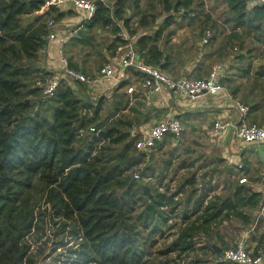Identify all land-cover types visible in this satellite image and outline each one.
Here are the masks:
<instances>
[{"label":"trees","instance_id":"1","mask_svg":"<svg viewBox=\"0 0 264 264\" xmlns=\"http://www.w3.org/2000/svg\"><path fill=\"white\" fill-rule=\"evenodd\" d=\"M46 1L0 0V264L41 263L49 238L40 245L28 237L40 228L47 232L43 225L53 218H57V230L51 233L52 251L45 257L58 248H67L71 255L63 260L68 264H202L209 260L204 255L214 258H210L213 264H238L221 258L223 247L216 249L212 232L226 219L249 225L261 193L240 183L228 195L203 192L190 205L192 193L184 201L177 199L182 186L171 191L169 184L141 182L127 173L146 155L137 152V137L122 127L124 119L115 117L120 108L114 106L103 117L102 101L93 103L79 92L81 86L76 89L63 80L53 96L44 97L41 85L33 79L52 74L36 64L49 41L44 37L49 31L45 17L58 20L66 13L56 5L45 7ZM94 1V15L83 23L80 36L70 39L72 44L89 45L96 28L112 31L115 46L122 27L136 35L134 15L127 14L132 1L141 13L142 27L156 24L158 15L167 12L153 32L136 35L141 56L163 69L169 58L160 44L164 32L178 12L194 11L196 2L159 0L160 12L142 13V0H114L112 4ZM226 2L234 12L229 17L234 21L233 36L242 34L239 29L244 28V33L264 48V4ZM202 5L203 1L197 3ZM35 12V17L25 23L24 17ZM245 54L238 58H246ZM71 64L79 67L73 60ZM239 68L241 74L250 73L251 60ZM254 70L256 78L264 77L263 63ZM77 83L88 88L83 82ZM253 108L255 105H249L248 115ZM92 125L96 129L90 131ZM166 175L162 172L160 180ZM193 178L189 180L194 182ZM43 199L50 213H37ZM182 202L181 224L174 239L153 250L158 245L157 235H168L176 226L177 221L169 220L177 216ZM72 238L77 240V247L69 246ZM259 241L264 243V232ZM62 254L56 255L53 264H59Z\"/></svg>","mask_w":264,"mask_h":264},{"label":"crops","instance_id":"2","mask_svg":"<svg viewBox=\"0 0 264 264\" xmlns=\"http://www.w3.org/2000/svg\"><path fill=\"white\" fill-rule=\"evenodd\" d=\"M60 9L66 11L65 15L61 19L57 20L60 30L80 25V11L67 6L61 7ZM190 14L191 12H178L175 15L174 22L170 24L164 32V36L161 39L160 44L162 48H164L169 53V58L165 60L168 62V64L164 66V68L177 75L180 73H191L204 76L208 74L212 65L215 63L213 60L219 57L221 51L224 50L223 47H216L215 50H212L213 42H210L211 44L204 45L202 44L200 37L198 44H196V49L193 47L188 48L190 49L189 52L194 54V56L191 58L188 56L181 57L182 61H179L176 60V54L172 51L174 50L173 45H175V43H170L172 40H175L176 37L174 34L179 29L178 27L183 26H178L180 25L179 19L182 18V16H184V18H193L194 15ZM166 15L167 14L158 15L156 24L147 26V28H145L147 29L146 31L153 32L157 27V23L162 21ZM99 29L101 30V28ZM104 29L109 35L113 36V38L110 40V43L105 44L106 40L96 41L94 34V38L89 45L82 46L81 44H72L70 41L67 42L65 45V53L69 59V63L71 64V60L77 62V66L79 67L76 68L84 71L83 69H86L88 66L85 65L86 61L88 60L86 56L89 55L92 58V53L95 52V55H97V57L102 60V64L106 59L111 57L115 49V34L108 28ZM215 40L216 39H214V41ZM75 46H79V53L83 51L82 55L84 58H79L76 56V54L74 56L72 47ZM42 50H47L49 53L50 59L48 66H51L52 71L54 72L59 69V43L54 40L48 41L47 48ZM241 59L245 58L243 57ZM254 62H256V59H253L251 62L252 68L255 65ZM233 63L234 61H232V64ZM229 71V74L226 75V78L224 79V83L228 87L229 91L232 92V95L235 98H239V96H241L246 100L248 105H255V108H253L250 112V119L252 118L258 123L264 125V86L262 89H260L258 86L260 79L264 77L256 78L254 74L255 70L252 71V69L250 70V73L241 74L240 71L238 73L235 65H233ZM138 76V72L133 70L129 73V76L118 85L103 81L99 87H95L96 90H100L101 92L99 99L102 101V114H104L103 117H106L108 114H110L114 106H118L120 109L114 115L116 118L121 117L124 119L122 127L128 130H136L147 129L159 117H162L168 113H175L182 117L186 124L185 126L191 125V120L195 119L200 124V128L207 130L209 135L213 134V119L215 122L216 119L238 118L236 112L233 111V109H235L232 105L233 103L228 98L226 93H221L220 95L205 94L199 99H189L188 97L178 93H169L165 91L163 93L155 94L150 100L145 97L143 91H135L133 94H130L127 91V85H129L132 81L136 82ZM249 79H251V81H249ZM96 99L98 98L96 97ZM202 116L212 117L211 124L204 122L201 119ZM197 122L193 124L198 125ZM216 138V143L222 147L221 154L218 157H215L214 161H212L214 162L213 164H216L217 169L209 173H203L202 175H200L198 172L193 173L190 176L184 177V179L180 181V186L183 187V191H188L189 187L192 185L196 186L194 188V192L192 193L190 205H192L203 192H208L209 195L213 196L228 195L231 194L235 190V186L240 183H246V185H249L253 190L258 191L259 193H261L264 189V143H243L236 139L230 131L223 132L219 138L217 136ZM195 160L196 159H193L190 164L194 165ZM167 162L170 163V165L168 163L167 164L171 166L172 160H168ZM223 163L227 166V169H218V167L223 165ZM239 163L243 164L242 167L238 166ZM164 172L167 174L165 178H168L170 174V167ZM241 176H246L247 181L241 182ZM192 177H194V182L189 180ZM208 183H210V185H207ZM256 209L252 211V215L254 214L253 221L248 227L243 229L242 234L250 229L253 225L255 221ZM246 211H248L247 208ZM227 221V219L224 220V222ZM257 224L259 227L264 228V215L260 217L255 225ZM243 225L246 226L245 224ZM215 243L220 250L221 245L219 242L215 241ZM261 245L264 247V243Z\"/></svg>","mask_w":264,"mask_h":264},{"label":"rangeland","instance_id":"3","mask_svg":"<svg viewBox=\"0 0 264 264\" xmlns=\"http://www.w3.org/2000/svg\"><path fill=\"white\" fill-rule=\"evenodd\" d=\"M109 3H114V0H106ZM203 1L202 7L197 6V3H200ZM153 5V7H151ZM162 10V5H160L159 0H142L140 2V8L139 11L142 13L147 12H160ZM138 8L135 7V5L130 1L129 7L127 10V14L134 15L132 20V27L138 29V33H142L146 31L147 27H142L139 25V19L141 16V13L137 12ZM38 12H35L34 14L26 15L24 17V22H28L32 20L35 15ZM162 14H167V12L162 11ZM206 13L210 14V18L206 17ZM194 15V17H186L182 16V18L179 19V23L182 27H178L179 29L176 31L174 36L176 37L175 40L171 41L170 43L174 42L175 45H173L172 50L176 54V60L182 61L181 57L188 56L191 58L194 56V54H191L188 48H195L196 44H198V40L201 37V35L204 33L206 29H211L213 31V37L210 39L208 44H212V50L216 49V47H223V51H221L219 57L215 58L213 62H221L225 65V75L229 74V69L235 65L236 70L240 71L241 65H246L249 60L256 59V62H254V66L252 68V71L256 69L257 65L259 63L264 64V48L262 46L258 47L257 41L254 40L251 35H248L244 33L246 30L244 28H240L239 31H243L242 34L233 36V30H234V21L231 20L229 17H232L234 15V12L231 10V8L228 6L226 0H196L195 2V10L191 11L190 15ZM50 18H54V16H47L45 17V20L48 21ZM176 25V24H175ZM177 27V25H176ZM240 33V32H239ZM96 41L100 40H106V43H110V40L113 38L112 35H109L107 31L104 28H96L93 32ZM115 38V36H114ZM214 39H216L214 41ZM211 42V43H210ZM206 44V45H208ZM205 45V44H204ZM47 48V47H46ZM197 48V47H196ZM195 48V49H196ZM79 46L72 47V51L74 52V56L76 54L79 58H84L82 55V52L79 53L78 51ZM246 52V58L241 59L238 58L239 54L242 52ZM96 53H92V58L88 55L86 58L88 60L86 61V70L87 74L94 75L97 70L101 67L102 60L95 55ZM249 58V59H248ZM49 53L47 50H41L38 60L36 61V64L44 67L46 69H49L52 71L51 66L49 65ZM194 59V58H193ZM232 61L234 63L232 64ZM212 62V63H213ZM187 63V62H185ZM45 65V66H44ZM53 67V66H52ZM167 72L174 74L170 72L169 70H166ZM55 72V71H54ZM53 73V71H52ZM182 74H191V73H182ZM181 73L179 75H182ZM195 75V74H191ZM43 76L37 75V77L33 78L38 81H44L47 77L42 78ZM226 77V76H224ZM251 81V79H249ZM81 86V87H80ZM258 86L260 89L264 86V78H261ZM80 87V89H78ZM75 88L79 90V92L85 96L89 97L91 101H96V97L99 99L100 96V90H96L95 87H84L80 85L79 83L75 84ZM84 91V92H81ZM91 96V97H90ZM239 99L245 103L246 100L239 96ZM248 104V103H247ZM233 111L236 112L238 116V111L233 109ZM104 115V114H103ZM250 119V115H248ZM182 119V117L180 116ZM222 118V117H221ZM201 119L211 124L212 117L210 116H202ZM183 121V119H182ZM191 125L184 126V133L179 138H173L172 135H169L163 142L158 143L156 147L151 151V156L149 158H145L144 161L136 164L133 166L131 170H129L127 173H131L134 176V173L136 172L138 167H143L145 169V173L141 176L139 181L147 182V183H156V184H169L171 187V191L178 188L181 184L180 181L184 179V177L190 176L193 173H200L202 175L203 173H209L213 170H216L217 166L216 164H213L215 157H218L221 154L222 147L216 143V136L209 135L207 130L204 128H200V124L194 119L191 120ZM197 122L198 125H195L193 123ZM257 122V121H256ZM214 123V119L213 122ZM194 125V126H193ZM145 129H136L131 130L132 135H135L137 138L142 136V132ZM138 150V149H137ZM139 153V150L137 151ZM193 159L195 160L194 165H191V161ZM172 160L170 167V174L168 178H163V180H160L161 173L165 171L167 167V161ZM224 161V159L222 158ZM144 162V163H143ZM143 163L141 166L140 164ZM218 169H227V166L223 163V165H220ZM135 177V176H134ZM161 181V182H160ZM204 185V184H203ZM207 185H210L208 183ZM196 186H190L188 191H183L180 193L177 197V199L184 201L190 193L194 192V188ZM163 188V187H162ZM39 205L37 206V213H40L41 211L43 213H50V209H45V199L42 201H39ZM183 203V202H182ZM41 206V209L39 208ZM182 206V208H181ZM180 209L178 210L177 216L173 217L172 220H169L170 223H174L177 221L176 226H174L172 229L168 230L169 234L165 236H161L160 234L157 235L158 245L153 248V250L158 249L159 247H162L163 245H167L170 243L174 237L175 232L178 230L180 224H181V218H182V209L184 207V203L181 204ZM48 216V215H47ZM57 218L50 219L48 221V224H44L43 227L46 228L47 232L44 231L43 228H40V230H34L32 234L29 235V239L34 243L35 240H38V243L44 244L46 239L49 238V244L46 245L45 252L43 255L40 256L41 263L43 264H53L55 261V257L58 253L62 254V259L59 262V264H68L64 262L65 258L69 257V251L67 248H58L56 253L54 252L51 256L45 257L47 253H50L52 251V242L53 238L52 231L57 230V224H55V221ZM249 225L244 226L238 219L232 218L228 220L227 222H223L216 226L213 230L214 240L218 241L219 244L223 247V250H225L227 247L231 246L237 239H239L242 236L243 229L248 227ZM264 232V228L262 227H253V231H250L247 235V243L248 248L252 252H257V250L261 249L263 251V257H264V247L261 245L262 243L259 241V236L261 233ZM202 239H205V235L202 236ZM40 244V245H41ZM201 244V242L199 243ZM69 246L77 247V240L75 238H72V241L70 242ZM224 252V251H223ZM176 253V252H175ZM174 253V254H175ZM172 253V255H174ZM191 255H194L191 253ZM221 258H223V253L220 255ZM186 260L189 258L188 256H185ZM204 259H209L203 262L202 264H213V261L210 260L214 259L210 255H204ZM219 256H217L218 258ZM264 261V260H263ZM264 264V262H263Z\"/></svg>","mask_w":264,"mask_h":264},{"label":"built area","instance_id":"4","mask_svg":"<svg viewBox=\"0 0 264 264\" xmlns=\"http://www.w3.org/2000/svg\"><path fill=\"white\" fill-rule=\"evenodd\" d=\"M248 4H264V0H246ZM56 5L58 7H71L81 13L80 25L60 30L55 18L47 21L49 31L44 36L49 41L59 43V69L47 76L44 81H39L44 97H51L55 94L57 87L65 80L75 86L76 82H83L88 87H99L101 82L107 81L114 85L120 84L133 70L140 71L137 81H132L127 85V91L133 94L135 91H143L147 99H152L157 93L169 92L178 93L189 99H199L205 94L220 95L226 93L232 101L233 107L238 111L237 119H216L212 133L218 138L223 132L230 131L233 136L243 143H264V125L251 121L248 117L249 105L239 98H235L222 81L226 67L221 62H215L207 75L198 76L191 74L173 75L158 65L145 61L141 56L137 46L135 34H130L125 27L118 32L119 39L111 57L106 59L99 70L94 75H89L72 66L65 53V45L73 37L80 36V29L83 23L90 19L96 10L94 0H47L45 7ZM213 36L211 29H206L201 35L202 44L209 43ZM95 126H90L89 130H95ZM185 129L180 116L168 113L156 119L147 129L142 132V136L136 139V148L145 153L146 158L151 156V151L158 143L163 142L169 135L179 138ZM144 163V162H143ZM141 163L140 166L143 164ZM242 163L238 166L242 167ZM143 167H138L134 176L141 178ZM241 182H246V176L240 177ZM264 215V189L261 192L259 205L255 213V221L250 229L242 234L231 246L223 252V259L236 262L238 264H263V251L252 252L248 248L246 235ZM43 264V263H37Z\"/></svg>","mask_w":264,"mask_h":264},{"label":"water","instance_id":"5","mask_svg":"<svg viewBox=\"0 0 264 264\" xmlns=\"http://www.w3.org/2000/svg\"><path fill=\"white\" fill-rule=\"evenodd\" d=\"M214 246L219 250V247H217V244L214 243Z\"/></svg>","mask_w":264,"mask_h":264}]
</instances>
